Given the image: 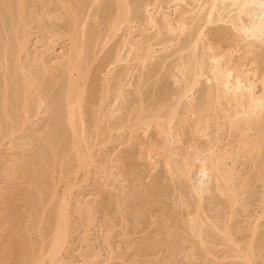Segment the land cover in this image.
I'll use <instances>...</instances> for the list:
<instances>
[{"label": "bare ground", "instance_id": "1", "mask_svg": "<svg viewBox=\"0 0 264 264\" xmlns=\"http://www.w3.org/2000/svg\"><path fill=\"white\" fill-rule=\"evenodd\" d=\"M20 179L34 221L0 245V264H94L103 228L116 258L109 239L130 205L159 229L143 252L172 248L159 237L178 231L190 261L227 247L234 264H264V0H0V199ZM90 181L97 197L116 191L117 217L74 195ZM10 211L0 205V240L16 233ZM74 220L80 262L65 257Z\"/></svg>", "mask_w": 264, "mask_h": 264}, {"label": "rangeland", "instance_id": "2", "mask_svg": "<svg viewBox=\"0 0 264 264\" xmlns=\"http://www.w3.org/2000/svg\"><path fill=\"white\" fill-rule=\"evenodd\" d=\"M36 40H35V38L33 39V42H35ZM34 44V43H33ZM61 45H62V43L61 42H59L56 46H55V50L56 51H59L61 48ZM5 149H7V148H4L3 150H5ZM23 150V151H22ZM16 152H14L13 151V153H15V154H17L18 156H20V157H23L22 159L25 161V158H24V154H26V153H29L28 151H27V149L26 148H23V149H18V150H15ZM120 151H126V149H121ZM3 153H5V154H8V153H10V150L9 149H7V150H5V151H3ZM23 154V155H22ZM127 156H128V154L126 153V155H125V165H127V166H129V165H131V163H132V161H133V157L129 154V156H128V158H127ZM159 172V168H157L154 172H153V175H155L156 176V174ZM28 181V179H20V181H19V183H18V185L16 186V188L12 191V193H11V191H5L4 193H6V195L3 193L2 195H1V198L2 199H0V205H1V207L3 208L4 207V205L5 206H7L8 208H9V210L11 209V213H13L14 214V217H15V219H16V221L17 222H14V227H15V231H16V233H14V232H12V234L11 235H9L11 232H8V233H6V235L4 236L3 235V237H2V239L0 240V245L2 246V245H4L5 244V242H7L8 240H11L12 241V243L14 242V241H16L17 239H18V236H19V234L20 233H22V232H24L25 230V225L26 224H31V222L32 221H34V218L32 217V215H30L31 214V212H30V209H29V205H28V203H29V201H30V199L36 194V191L34 190V189H32V188H29L28 187V185H27V183H25V182H27ZM149 180H147L146 182H148ZM23 182V183H22ZM93 182L92 181H90L88 184L89 185H91V186H89V185H86V186H84L83 188H80L79 190L81 191H77V193L75 192L74 193V195H82V196H85L86 198H90V199H96V197H97V195H98V192H97V188H96V186H94L93 184H92ZM89 186V187H88ZM93 187H95V189H93ZM18 188V189H17ZM87 188V189H86ZM92 188V189H91ZM96 192H95V191ZM30 191H31V193H30ZM113 190H111V192H112ZM92 192H93V194H92ZM110 192V193H111ZM114 192V191H113ZM113 192L111 193V195H115V192H114V194H113ZM8 193H10V194H12V198H9L10 197V194L8 195ZM13 193H14V195H13ZM94 193H96L97 195H95ZM101 192H99V194H100ZM104 193V194H103ZM34 194V195H33ZM92 194V195H91ZM31 195V196H30ZM94 195V196H93ZM108 195H110V194H108V193H106V192H102V194L101 195H99L101 198H102V200L104 201H102L101 200V198H99V196L97 197V198H99V201H101L102 203H100V202H98V199L96 200L97 201V204L98 203H100V204H98L97 205V207H100V209H99V212H101V210L102 209H104L105 208V210L107 209V208H109V206H111V208H109V214H112V212L114 213V214H112V215H116V217H117V213H116V211H117V209L116 208H114L115 206V198H114V196H112L113 197V199L114 200H112V198H110L111 197V195L110 196H108ZM91 196H93V197H91ZM95 197V198H94ZM5 198V199H4ZM15 198V199H14ZM29 198V199H28ZM8 199H10V200H8ZM14 199V200H13ZM108 199V200H107ZM2 200V201H1ZM5 201V202H4ZM27 201V202H26ZM169 201V200H168ZM168 201H165L166 202V204H168L169 206L171 205L170 204V201L168 202ZM2 202H4L3 204H2ZM168 202V203H167ZM103 203H105V204H103ZM108 203L110 204L109 206H104V208H102L103 207V205H108ZM248 203H250V202H248ZM27 204V205H26ZM103 204V205H102ZM136 204H141V205H144L145 204V202H143V201H138L137 200V202H136ZM9 205V206H8ZM99 205H101V206H99ZM147 206V205H146ZM161 206V205H160ZM168 206V207H169ZM246 206H247V204H246ZM239 207V209H238V211H239V217H237L236 219H234V221H232V223L230 224L232 227H233V229H245V228H247L248 227V225H250V218H249V214H252V215H254L255 214V209H256V205L255 204H251V205H248L247 207ZM131 207H132V205H130V207L129 206H127V208L129 209L130 208V210L128 211H125V213L124 214H127L128 213V215L127 216H125V217H127V219L129 220V227H127V229L128 230H125L124 232L122 231V229L121 230H119L118 231V229H115L114 230V232H113V235H115V236H113V235H111L110 237L113 239H109L110 241H112V242H110V243H112V245L115 247H113L112 245V248H113V252H114V255L115 256H117L116 258H108L109 257V254L108 253H106V251H105V248H104V245H103V243H101L102 242V239H101V234H102V238H103V235L104 236H107V233L105 234V232H107V230L106 229H104V230H106V231H104L103 229L101 230V231H99V230H97V229H95L96 231H98V232H102L103 231V233H97L94 229V231H91V233L92 234H90L91 236H90V239H92L91 240V245H92V247H94L95 249H97L98 248V250H102V256L99 258V261L97 260V261H95V263L94 264H106V261H110V259L112 260V263H111V261L109 262V264L111 263V264H129V262L130 261H132L133 262V264H174L173 262H175V264L177 263V264H202L201 262H195V261H190V260H188L187 258H185V254H186V252L189 250V247L187 246V245H184V243L183 242H181V241H179L178 239H176L179 235H177L178 234V231H175L176 233H172V234H170L169 236L168 235H166V236H160L159 238H163L162 240H164V241H166V243H168V244H172L173 246H175V247H173L172 246V248H170V247H167V248H164V250H162V251H146V252H143V251H141V250H139V247L141 246V245H143V244H146V242H149V241H151V240H153L155 237H157V234H158V231L157 230H159V229H155V228H149L148 227V224H149V219H150V214L148 213V212H146V213H144L145 215H143V217L141 218L140 216H138V217H134V219H135V221H134V219H132L133 217H132V215L130 214V213H132L131 212ZM148 208L147 209H149L150 210V212H151V214H153L154 215V213L156 212L157 214L161 211V207H160V210H159V206L157 205V204H154V205H148L147 206ZM157 207V208H156ZM115 210L116 209V211L114 212V211H112L113 209ZM170 208V207H169ZM49 209L50 208H48L47 210L49 211ZM152 210V211H151ZM155 210V211H154ZM13 211V212H12ZM107 212H108V210H106ZM112 211V212H111ZM159 211V212H158ZM30 212V213H29ZM105 213V211H103L102 210V212L101 213ZM171 212V211H170ZM246 212V213H245ZM100 213V215H99V213L97 214V219L98 220H100V221H102L105 217H104V214L102 215ZM116 213V214H115ZM155 213V215H157ZM173 213H174V211H173ZM17 214V215H16ZM29 214V215H28ZM168 214V213H167ZM29 217H31V218H29ZM129 217V218H128ZM141 219H140V218ZM115 218V217H114ZM160 218H162V217H160ZM117 219L118 218H115L114 220H115V222L117 221ZM126 219V220H127ZM98 220H96V222L99 224L100 223V221L98 222ZM105 220V219H104ZM103 220V221H104ZM128 220H127V223H128ZM139 220V221H138ZM75 221V228L78 230V231H76L75 233H73V235H72V237H71V243H70V245H69V247H68V251L65 253V257L67 258V260H70L71 259V261H72V258H74L73 260H74V262H80V259H79V256H78V252L79 251H81V248H82V246L80 245V242H79V233H80V227H79V222H78V220H74ZM120 221V219H118V221L117 222H119ZM139 222V223H137V222ZM19 222H20V224H19ZM96 223V224H97ZM102 223V222H101ZM135 223H137L136 225H135ZM141 223V224H140ZM168 225L171 223V220L169 221H167L166 222ZM138 224L140 225L139 227H138ZM18 226V227H17ZM137 226V227H136ZM245 228H244V227ZM261 226L263 227H261L260 229H262V230H259L260 232H259V234H258V244L259 245H261V247L263 248V246H264V222L262 221L261 222ZM136 227V228H135ZM24 228V229H23ZM136 229L135 231H134V229ZM108 229H109V227H108ZM150 229V230H149ZM130 233H129V232ZM145 231V232H144ZM93 232H96V233H93ZM126 232H128L127 234H131V237H129V241H128V243H127V239L125 238V240L126 241H124L123 240V234L122 233H126ZM139 232V233H138ZM157 232V233H156ZM14 233V234H13ZM19 233V234H18ZM115 233V234H114ZM121 233V234H120ZM98 234V235H97ZM14 235V236H13ZM12 236V237H11ZM17 236V237H16ZM93 236V237H92ZM122 236V237H121ZM239 236H240V239H243L244 238V240H245V238H247L246 237V234L244 235H240L239 234ZM4 237H5V239H4ZM14 237V238H13ZM97 237V239L95 240V238ZM114 237V238H113ZM152 237V238H151ZM8 238H10V239H8ZM149 238V239H148ZM172 238H174V239H172ZM160 240V239H159ZM177 241V242H175V241ZM172 241V242H171ZM1 242H2V244H1ZM73 242V243H72ZM217 242H219L218 240H217ZM4 243V244H3ZM18 242L16 241V244H17ZM132 243V244H131ZM176 243V244H175ZM100 244V245H99ZM182 244V245H181ZM98 245V246H97ZM103 245V246H102ZM177 245V246H176ZM100 246L102 247L101 249H99L100 248ZM17 247H18V245H17ZM81 247V248H80ZM120 247H121V249H122V251L120 250V251H118L119 249H120ZM128 247V248H127ZM169 248V249H168ZM116 250V251H115ZM136 250V251H135ZM118 251V252H117ZM181 251H183V252H181ZM185 251V252H184ZM225 251H227V247H223L222 249H218V251L216 250L215 251V255H216V257H214V258H210V260H208L206 263H204V264H234L232 261H231V259H229V258H226V259H224L223 257H224V254H225ZM264 248L262 249V252H261V257L262 258H264ZM76 252V253H75ZM153 252V253H152ZM106 253V254H105ZM117 255H116V254ZM123 253V254H122ZM113 254V253H112ZM119 254V255H118ZM104 255H106V257L104 256ZM67 256H69V257H67ZM108 256V257H107ZM118 256L119 257H121V258H124L123 260L122 259H118ZM124 256V257H123ZM102 257H105L104 259L102 258ZM102 258V259H101ZM215 258H218V259H215ZM223 258V259H222ZM106 259V260H105ZM108 259V260H107ZM134 259V260H133ZM155 259V260H154ZM103 260V261H102ZM171 260V261H170ZM105 261V262H104ZM126 261V262H125ZM170 261V262H169ZM108 262H107V264H108ZM132 262H130V264H132ZM172 262V263H171ZM235 264H237V262L235 263ZM239 264V263H238Z\"/></svg>", "mask_w": 264, "mask_h": 264}]
</instances>
